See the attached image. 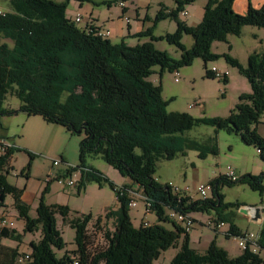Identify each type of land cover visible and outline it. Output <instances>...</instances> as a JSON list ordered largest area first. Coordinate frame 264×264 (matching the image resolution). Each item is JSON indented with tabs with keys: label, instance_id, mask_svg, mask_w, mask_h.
I'll return each instance as SVG.
<instances>
[{
	"label": "trees",
	"instance_id": "16d2710c",
	"mask_svg": "<svg viewBox=\"0 0 264 264\" xmlns=\"http://www.w3.org/2000/svg\"><path fill=\"white\" fill-rule=\"evenodd\" d=\"M194 1L179 0L172 11L162 7L154 26L135 35L152 37L159 22L174 21L178 30L167 36V40L181 50L180 59L156 50L151 43L133 47L124 41L112 44L108 38L97 36L96 29L89 33L79 29L66 17L67 6L63 3L10 0L12 11L0 13V118L19 113L40 116L45 123L60 125L71 135L83 136L78 166L66 172L81 171L78 193L91 183L100 187L109 184L119 204L117 209L106 210L96 220L83 214L72 221L67 206L45 204L43 197L49 192L47 189L37 207V217L31 218L30 207L22 200L24 189L14 187L7 180L13 170V146L0 156V212L11 195L13 209L24 222V233L33 235L40 229V239L29 244V264H73L68 253L58 258L55 251H63L66 246L57 230V215L64 222L70 221L69 226L76 232L75 254L81 264H154L179 242L180 251L170 264H264L261 255L249 249L240 257L230 258L215 241L204 253L198 252L190 247L189 234L168 216L169 211L183 215L214 214L217 221L231 224L226 233L228 238L238 237L242 232L233 217L243 206L225 205L220 188L239 183L262 195L264 172L246 174L234 182L219 175L209 183L212 198L196 201L179 199L169 185L163 186L155 179L157 165L162 160L172 161L188 151H195L200 160L219 155L217 134L204 143L184 136L200 126L239 136L244 144L258 150L264 162V139L254 128L264 116V51L252 53L245 68L236 59L224 56L227 64L237 68L252 88L249 95L240 97L228 117L196 119L185 114H169L170 103L163 98L161 87L147 81L155 67H160L162 73H172L190 66L196 59H202L204 64L216 61L219 56L211 51L215 42L226 41L227 35L239 36L245 27L264 29V4L261 8L249 5L245 14H239L233 7L236 0H209L201 23L189 27L179 15L185 14L186 7ZM182 34L194 39L188 50L181 43ZM207 75L217 79L211 70ZM219 80L226 82L227 77ZM10 93L19 100L17 111L4 105ZM88 158L103 159L138 185L152 205L158 223L144 225L143 222L134 227L128 213L130 198L119 197L118 186L90 167ZM124 189L127 191V186ZM110 221H114V230L105 231V248L90 252L89 225L94 223L103 232ZM163 223H172L173 229H166ZM259 232V245L264 250V226ZM22 236L16 230L0 229V264H17L21 255L18 248L5 246L2 240L21 243Z\"/></svg>",
	"mask_w": 264,
	"mask_h": 264
},
{
	"label": "rangeland",
	"instance_id": "374dc122",
	"mask_svg": "<svg viewBox=\"0 0 264 264\" xmlns=\"http://www.w3.org/2000/svg\"><path fill=\"white\" fill-rule=\"evenodd\" d=\"M55 3H63L67 6L66 17L73 20L78 16L82 23L77 24L79 29H83L85 23L93 21L95 26L108 29L110 31V41L112 44L122 42L118 35V29L122 26L127 32L128 28L132 38L125 41L128 46H141L151 43L153 47L162 52H166L172 58L180 59L181 50L170 44L167 36L176 33L177 25L172 20H164L157 24L152 33V37L142 38L135 35L145 32L154 26L155 17L164 7L169 11L175 10L179 0H133L127 1L125 7L120 6L118 0H93V2L78 3L76 0H49ZM209 0H195L185 9V14L179 15L187 26L194 27L201 23L204 8ZM125 9V10H123ZM12 11L10 0H0V12L8 13ZM129 19V24L127 23ZM181 43L185 49H190L194 44L191 36H181ZM213 55L219 56L216 61L204 64L202 59H196L190 66L180 68L175 72H163L160 67L153 68L147 81L155 87H161L163 98L170 104L167 107L169 114H185L196 119L203 117L223 118L228 117L230 112L239 103L240 97L249 95L252 92L248 80L242 76L237 68L227 64L225 55L239 61L242 67L247 66L249 56L264 51V29L258 27H245L239 36L227 35L226 41L215 42L211 46ZM217 69L227 72V81L212 79L208 77L207 71ZM179 73V74H178ZM178 79L176 82L175 79ZM6 108L17 111L19 100L13 93L7 96L4 103ZM264 120V116H263ZM3 124L0 135L14 143L13 160L11 164L13 170L7 176L8 182L19 189H24L31 183L34 189L37 180L45 178L47 174H64L70 168H76L79 163V147L83 136L71 135L66 129L56 124H48L40 116L29 117L25 113L0 118ZM257 134L264 139V123L254 127ZM3 133V134H2ZM217 134V135H216ZM218 139L219 155L208 156L205 160H200L195 151H188L185 156L177 155L172 161H160L155 174L156 181L163 185H172L190 193L195 194V188L199 185H207L214 178L221 174H226L231 168L240 178L246 174L259 175L264 172V162L260 159L258 150L253 146L244 144L239 136L229 135L225 131H216L210 126H200L187 132L184 136L204 143L209 137L215 136ZM90 167L101 172L110 182L119 187L129 189L132 185L134 192H141L138 185L131 182L130 178L123 177L118 170L106 164L101 158H88ZM35 181V183H33ZM210 185V184H209ZM63 194L44 195V202L48 206H67L70 210L69 219L74 220L83 214L92 216L96 220L104 214L105 210L116 208L119 204L116 199V192L109 184L100 187L96 183H91L78 193V186L64 190ZM220 193L223 195L225 205L250 206L253 208L264 207V193L260 195L254 192L247 185L234 184L233 186H222ZM41 197H30L31 218H36V206L40 205ZM209 199L212 198V191H208ZM62 198V199H61ZM61 199V200H60ZM198 199V198H197ZM137 208L130 207L129 215L134 227H139L143 222L148 225L156 223L157 217L154 213H146L145 203L137 198ZM6 207L0 212L1 217H6L15 224L14 230L18 234H23L22 242H12V240H2V244L18 248L19 254L30 251L31 241H38L41 237L40 229L35 234L24 233V222L18 218L17 212L13 209V198L7 196ZM245 208V207H242ZM233 221L238 229L243 232L259 233L256 222L241 218L239 212H235ZM197 223H204L203 229L194 227L188 234H191L192 242H197L203 237L202 243L215 241L225 243L227 249H232V242L227 239V232L231 224L221 231L208 228L207 222L216 220L214 214L195 213L190 214ZM250 218V217H249ZM264 219V216H263ZM69 222H64L62 217L57 215V230L61 233L66 244L63 251H57L60 258L64 253H68L72 261L79 257L75 254L76 246L74 238L76 232L69 226ZM95 222V221H94ZM114 221H110L104 226L103 232L91 223L88 228L89 251L94 253L96 249L105 248V231L114 230ZM172 223H163V227L172 230ZM198 226V224H197ZM223 232H226L223 234ZM218 240L216 241V239ZM210 242V243H211ZM210 245V244H209ZM193 248L194 245L192 246ZM180 251V246L172 247L159 256L154 264H170L172 258Z\"/></svg>",
	"mask_w": 264,
	"mask_h": 264
},
{
	"label": "built area",
	"instance_id": "2783aa9c",
	"mask_svg": "<svg viewBox=\"0 0 264 264\" xmlns=\"http://www.w3.org/2000/svg\"><path fill=\"white\" fill-rule=\"evenodd\" d=\"M119 4L120 6L125 7L124 2H120ZM73 22L75 24H81L82 20L80 17L77 16ZM92 29L93 30L96 29L95 33L97 36L102 37V38H108V39L110 38V31L108 29L95 26L93 21H89L85 23L82 30L89 33L92 31ZM211 72L215 74V77L217 79H221L224 76L228 75L227 72L224 73L215 68L211 69ZM175 81L177 82L178 79L176 78ZM13 146L14 145L8 139L0 138V156L5 154ZM221 175H223L227 180H230L233 182L238 180L236 173L231 168L227 169L226 174H221ZM81 176H82V173L80 170L76 172H72L71 174H68L67 172L64 174H52L51 173L48 175V177H46V182L48 183L54 182L58 184V186H60L63 190H67V189L69 190L72 187L75 188L76 186H78ZM169 186L173 194L177 196L179 199L189 198L193 201L205 200L207 198L209 199L208 191H212V187L209 184L197 186L195 188V194L190 193L188 189L183 191V190H180L178 187H174L172 185H169ZM117 192H118L117 194L119 197H123L127 195L130 198L129 206L133 208H137V201H136L137 198L143 200L146 206L145 212L148 214L152 213V210H153L152 205L148 202L147 198L141 192L137 193V192H133L130 190L126 191L124 188L119 187V186L117 187ZM260 208L262 211L261 217L263 218L264 207H260ZM254 213H255V208L252 207L250 209L249 216H245V217L248 218V220H251V216H254ZM168 216L170 219L176 221L179 224V226H181V228L184 230L186 234L189 233L191 229L196 226V221H194L193 218L190 217V215H183V214H178L173 211H169ZM144 225H148V222H144ZM207 225H208V228H212L215 231H219L220 229L226 227L225 223L219 222L217 220H211L207 222ZM14 228H15V224L12 223V221L7 219L6 217L1 218L0 229L14 230ZM232 238H234L237 241L236 243H237V247L239 248V250H241L242 252H245L247 249H249L250 251H252V253L256 255H261L262 261L264 262V250H262L259 245L260 238H261L260 232L258 234H254L253 232H243L238 237L235 236ZM16 262L17 264H29L31 262L30 253L21 254L17 258ZM73 264H81V263H80V260L77 259L76 261L73 262Z\"/></svg>",
	"mask_w": 264,
	"mask_h": 264
},
{
	"label": "crops",
	"instance_id": "0c3cea01",
	"mask_svg": "<svg viewBox=\"0 0 264 264\" xmlns=\"http://www.w3.org/2000/svg\"><path fill=\"white\" fill-rule=\"evenodd\" d=\"M263 4H264V0H236L234 2V6L233 7H234L235 12H237L239 14H245L247 12V10H248L249 5H251L252 7H255V8H261L263 6ZM127 20H128L127 23L129 24V19H127ZM118 35L121 37L122 41H124L127 45H129L125 40L128 39V38H132L133 34H131L129 28H128L127 32H125L123 30V27L121 26L118 29ZM109 40H110V38H109ZM130 46H132V45H130ZM262 123H264L263 119H262ZM2 128H3V124H0V129L2 130ZM0 138H5V137H2V135H0ZM11 143L14 145L13 142H11ZM46 177H48V174H47V176H45V178L43 177V178L38 179L36 181L37 185H36V187H34V189L30 187L31 186L30 182L24 188L23 195H22V200L25 203H27L29 205V207L31 206L30 204H32V200L30 201L31 195H32V197H34V196L41 197L42 192L43 193L46 192L47 189L49 190V192L46 193L45 197L46 196H50L51 194L60 195V194H63V192H65L60 186H58V184H56L54 182H52V183L46 182ZM33 183H35V181ZM131 187H132V185H131ZM131 187L128 190L133 191V189ZM116 199H117V197H116ZM243 207H250V206H243ZM117 208H118V206L116 208H113V209H117ZM36 210H37V206H36ZM105 212H106V210L104 211V213ZM102 215H104V214H102ZM242 217L248 220V218H246L244 215H241V218ZM248 221L253 222L252 219L248 220ZM156 223H158V222H156ZM156 223H154V224H156ZM197 224H198V226H197ZM256 224L258 226H260V228H259V231H260V229L264 226V219L262 217H260V219L256 222ZM203 226H206V225H204V223L202 224V223H197L196 222V226L195 227H197L199 229H203ZM219 231H221V229ZM225 233L226 232H223V234H225ZM189 236H190L189 245H190V247L192 249H194V250H196V251H198L200 253H204L208 249L209 244H210L211 241L206 242V243L203 244L202 243L203 237H200L199 241L192 242L191 234H189ZM217 240H218V238L216 239V241ZM227 240L231 241L233 243L231 250L226 248V244L225 243L221 242V243H219V246L222 247V249H224L225 251L228 252V254L230 255V258L240 257L243 252L241 250H239V248L237 247V243H236L237 241L234 238L227 239ZM193 245H194L195 248L192 247ZM5 246H9V245H5ZM179 246H180V242L178 243V247ZM9 247H12V246H9ZM28 253H30V252H28Z\"/></svg>",
	"mask_w": 264,
	"mask_h": 264
},
{
	"label": "water",
	"instance_id": "95a60500",
	"mask_svg": "<svg viewBox=\"0 0 264 264\" xmlns=\"http://www.w3.org/2000/svg\"><path fill=\"white\" fill-rule=\"evenodd\" d=\"M251 208L252 207L241 208L239 213L244 216H249V212ZM261 213H262L261 208H255L254 216H251V219L253 220V222H257L260 219Z\"/></svg>",
	"mask_w": 264,
	"mask_h": 264
}]
</instances>
